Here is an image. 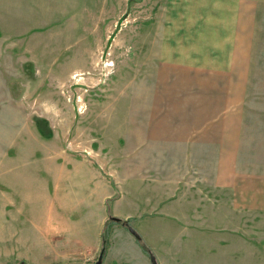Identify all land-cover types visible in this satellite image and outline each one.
Instances as JSON below:
<instances>
[{
  "label": "rangeland",
  "instance_id": "374dc122",
  "mask_svg": "<svg viewBox=\"0 0 264 264\" xmlns=\"http://www.w3.org/2000/svg\"><path fill=\"white\" fill-rule=\"evenodd\" d=\"M258 2L65 0L46 10L53 24L41 27L36 40L8 34L6 46L10 30L0 0V103L6 94L7 102L19 104L8 113L39 119L5 128L0 122L6 146L19 144L10 129L24 124V144L43 146V156L65 150L102 167L113 166L115 146L150 140L169 147L178 187L193 197L182 207L173 202L164 220L183 232L180 261L264 264V19H258ZM10 48L25 56L6 57ZM242 53L250 56L238 65L234 57ZM147 214L140 219L161 217Z\"/></svg>",
  "mask_w": 264,
  "mask_h": 264
},
{
  "label": "crops",
  "instance_id": "0c3cea01",
  "mask_svg": "<svg viewBox=\"0 0 264 264\" xmlns=\"http://www.w3.org/2000/svg\"><path fill=\"white\" fill-rule=\"evenodd\" d=\"M64 1L1 0L6 4V26L10 30L6 31V46L11 41L8 34L18 36L15 40H36V35L43 33L41 27L53 24L49 21L52 14L46 10L60 8L58 5ZM258 3L260 21L264 19V0ZM239 49L238 45L235 51ZM33 51L32 56L37 57V50ZM23 56L18 49H6V57ZM245 56L250 53L237 54L235 63L238 60L237 64H241ZM16 106L19 104L6 101V94L1 99V128L10 122L39 120L37 115L7 112V107ZM149 120L148 117L146 121ZM10 131L19 144L6 146V133H0V264H94L110 214L123 219L134 217L131 223L155 252L156 264L185 263L180 261L185 248L180 244L183 232L177 230L174 221L167 226L164 220H169L171 213L167 208L173 202L182 207L193 197L191 190L178 187L180 172L169 161V147L157 148L150 140L138 146H115L113 166L102 167L94 158H77L65 150L43 156V146L24 144V124L13 126ZM150 134L139 133V137L150 138ZM176 193L177 197L172 195ZM146 213L161 217L140 219ZM108 229L101 264H151L147 252L127 227L112 222Z\"/></svg>",
  "mask_w": 264,
  "mask_h": 264
},
{
  "label": "trees",
  "instance_id": "16d2710c",
  "mask_svg": "<svg viewBox=\"0 0 264 264\" xmlns=\"http://www.w3.org/2000/svg\"><path fill=\"white\" fill-rule=\"evenodd\" d=\"M129 221H130L129 218L123 219L120 217H114V216L109 215V217L106 220V223H104V226H103L104 230H102V245H101L100 252L102 251V253L104 254L107 244H108V234H109L108 225L112 222H117L127 227L128 225H130ZM136 240L138 244L140 245V247L142 248V250L147 252L149 255H153L150 247L144 242L143 238L141 237L139 233H138V237H136Z\"/></svg>",
  "mask_w": 264,
  "mask_h": 264
},
{
  "label": "water",
  "instance_id": "95a60500",
  "mask_svg": "<svg viewBox=\"0 0 264 264\" xmlns=\"http://www.w3.org/2000/svg\"><path fill=\"white\" fill-rule=\"evenodd\" d=\"M127 229L132 235H134L135 237H138V233L136 232V230L131 225H128ZM102 256H103V253L101 251L94 264H101ZM150 260H151V264H156V259L153 255L150 256Z\"/></svg>",
  "mask_w": 264,
  "mask_h": 264
}]
</instances>
